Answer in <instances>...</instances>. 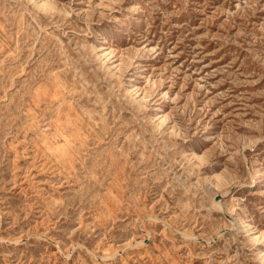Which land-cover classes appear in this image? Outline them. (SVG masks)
<instances>
[{"label": "rangeland", "instance_id": "obj_1", "mask_svg": "<svg viewBox=\"0 0 264 264\" xmlns=\"http://www.w3.org/2000/svg\"><path fill=\"white\" fill-rule=\"evenodd\" d=\"M0 264H264V0H0Z\"/></svg>", "mask_w": 264, "mask_h": 264}, {"label": "bare ground", "instance_id": "obj_2", "mask_svg": "<svg viewBox=\"0 0 264 264\" xmlns=\"http://www.w3.org/2000/svg\"><path fill=\"white\" fill-rule=\"evenodd\" d=\"M113 48H114V47H113ZM110 53H111V52H110ZM55 90H56V89H55ZM53 94H54V93H53ZM66 135H67V134H66ZM69 136H70V135H69ZM50 138H51V137H50ZM70 139H71V138H70ZM60 142H61V141H60ZM57 145H58V144H57ZM74 145H75V144H74ZM57 147H58V146H57ZM59 147H60V145H59ZM61 151H62V150H61ZM212 202H213V201H212ZM212 202H210V203H212ZM214 203H215V202H214ZM217 204H218V203H217ZM218 205H219V204H218ZM218 205H217V206H218ZM219 206H220V205H219ZM211 207H212V206H211ZM219 208H220V207H219ZM241 220H242V219H241ZM174 229H175V228H173V230H174ZM175 230H176V229H175ZM175 230H174V231H175ZM182 234H183V232H182ZM186 236L188 237L187 234H186ZM186 236H185V237H186ZM193 237H195V236H193ZM193 237H192V238H193ZM188 238H189V237H188ZM190 238H191V237H190ZM193 239H194V238H193ZM208 241H209V240H208ZM208 241H207V242H208ZM139 242H140V241H139ZM137 243H138V242H137ZM140 243H141V242H140Z\"/></svg>", "mask_w": 264, "mask_h": 264}]
</instances>
